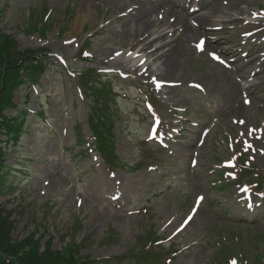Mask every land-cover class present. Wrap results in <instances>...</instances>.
I'll list each match as a JSON object with an SVG mask.
<instances>
[{
    "label": "rangeland",
    "instance_id": "rangeland-1",
    "mask_svg": "<svg viewBox=\"0 0 264 264\" xmlns=\"http://www.w3.org/2000/svg\"><path fill=\"white\" fill-rule=\"evenodd\" d=\"M237 1L238 10H244V13L247 8L264 6V0ZM132 2L138 0H0V30L14 36L22 47L38 46L40 40L37 34H29L27 26L31 22L41 21L50 27L45 37L46 47L51 54L62 55L71 69L80 70L87 66L97 69L105 66L128 69L134 62L129 63L128 59L121 56L112 60L109 57L114 51L136 45L140 41L141 33H133L131 30L133 19H116V15ZM233 2L229 0V4ZM147 7L153 9L147 5L145 9ZM30 12L35 14L32 20L28 17ZM46 14L47 18L44 17ZM225 16L229 18L225 13L214 20L211 18L212 23H217ZM60 29L66 31L59 35ZM123 30L129 31L126 36L119 35ZM71 36H77L78 43L84 40L88 43L87 48L93 55L89 62L76 61L74 56L77 47L63 44ZM153 46L159 47L158 43ZM167 47L161 50L157 48L160 51L148 62L161 78L183 82L177 89L165 90L168 100L174 101L175 105L187 101L192 105L195 98L189 96L197 93L187 89L185 94L179 95L178 91L185 87L187 81L202 80L209 92H220L214 97L222 124L228 123L232 115L239 116L241 111L245 113L240 104L233 109L234 112H228L229 105L240 103L239 91L235 97L226 94L234 83L231 75L204 57L198 59L190 50L181 54L174 71L167 76L162 57ZM48 56L52 70L47 71L37 83L38 93L31 92L28 87L14 92V102L19 106L18 110L23 109L26 118L18 143H2L9 155L6 165L13 168L9 181H13L14 187L7 185L3 189L0 202L5 203L12 212L11 219L15 221L13 238L25 237L36 222L41 226L38 234L41 235L40 243L43 245L49 236L54 235L52 248L60 249L68 241L71 226L74 228L73 224L80 223L75 234L81 245L80 255L103 259L123 254V261L117 264H136L129 252L141 250L146 239L154 235L167 237L170 228L165 227L166 223L169 220L178 222L187 212L194 194L200 192L204 194L205 201L195 220L173 242L189 246L176 256L174 264H222L226 257L239 253L251 258V263L254 261L253 255L257 254L261 264L264 263V234L259 238L264 233V215L251 221H246V218L240 220V216L234 218V208L229 203H220L221 199L227 197L225 193L212 188L214 175L209 171L213 164L219 163L223 155L216 145L217 138L221 137L219 131L214 129V133L209 134L204 144L197 148L198 165L193 170L187 169L186 160L189 157L184 154L195 148L193 142L185 139L181 145L183 155L176 158L181 165L179 172L172 171L173 175L156 179L152 177L155 173L151 171L134 173L114 169L115 178L112 179L102 160L92 165L91 156L97 155V149L93 153L86 149L90 134L87 94L83 92L81 97L77 96L75 77L56 66L59 63L54 56ZM55 69L58 75H55ZM104 77L110 79L114 91L124 90L127 94H120L114 102H109L112 109L116 110L111 132L116 154L122 161L134 163L138 149L147 148L140 141L145 122L141 103L135 99L138 96L137 90L132 87L136 84L130 78L124 81L115 76ZM261 89L257 92L258 95L262 94L261 99H253L258 104L264 101V83ZM254 107L257 111L254 114L252 109L245 108L253 115V120L264 117V109L258 105ZM40 108L43 110L39 117L27 111ZM191 111V115L203 117L199 109ZM10 113L14 114L15 111L10 110ZM169 114L165 110L163 117L167 118ZM76 128L79 130L78 138L75 135ZM79 145L84 152L83 157L73 160L72 154L78 150ZM13 165H17V168L14 169ZM255 167L261 168L264 173V155L258 158ZM115 188L121 190L129 208L118 209L111 205L110 192ZM78 197L82 200L81 204L76 203ZM140 207L146 208V212L140 210L137 214L126 213ZM224 237L232 242H227V249L221 250L215 242ZM224 252H228L225 257Z\"/></svg>",
    "mask_w": 264,
    "mask_h": 264
},
{
    "label": "trees",
    "instance_id": "trees-1",
    "mask_svg": "<svg viewBox=\"0 0 264 264\" xmlns=\"http://www.w3.org/2000/svg\"><path fill=\"white\" fill-rule=\"evenodd\" d=\"M11 42L0 37V70L13 69L15 58L13 54L21 55L14 47L11 51ZM27 55V54H26ZM3 211L0 209V264H55L56 259H52L51 253H39L37 245L29 247L28 243L9 242L8 232L10 224L7 217L2 216ZM24 248H26L24 250ZM4 257H8L11 261H6Z\"/></svg>",
    "mask_w": 264,
    "mask_h": 264
},
{
    "label": "bare ground",
    "instance_id": "bare-ground-1",
    "mask_svg": "<svg viewBox=\"0 0 264 264\" xmlns=\"http://www.w3.org/2000/svg\"><path fill=\"white\" fill-rule=\"evenodd\" d=\"M148 11L149 10L144 11L140 19L134 24L133 32L139 31L141 34H145L148 31V29H150V27L153 25L152 22L150 21V17L148 16ZM206 18L207 17L203 15L200 19L204 21V20H207ZM177 21H181L184 24L182 26L184 33L193 34L197 31V29H195L189 23L184 21L182 17H177ZM249 30L250 29H247V30L244 29V30H241L240 32H247ZM128 32H129L128 30H123L121 34L119 35L126 36ZM160 37H163V35H161ZM182 51H183L182 43L180 44L179 40L176 39L174 41V44L170 48H168L166 52L163 54L162 56L163 62L166 66L168 74L174 71L176 60L182 54Z\"/></svg>",
    "mask_w": 264,
    "mask_h": 264
},
{
    "label": "snow or ice",
    "instance_id": "snow-or-ice-1",
    "mask_svg": "<svg viewBox=\"0 0 264 264\" xmlns=\"http://www.w3.org/2000/svg\"><path fill=\"white\" fill-rule=\"evenodd\" d=\"M202 45H203V41H201L200 45H197L198 48L202 49ZM196 87H199L198 85ZM155 134V133H154ZM248 147H251L250 145H248ZM243 191H247V189H243ZM202 199V198H201ZM189 219H191V217H189ZM233 264H235V262H233Z\"/></svg>",
    "mask_w": 264,
    "mask_h": 264
}]
</instances>
